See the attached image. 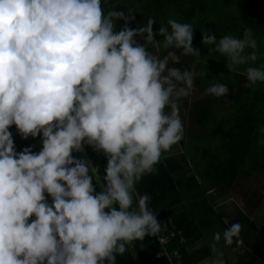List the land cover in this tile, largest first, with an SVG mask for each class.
I'll use <instances>...</instances> for the list:
<instances>
[{
    "label": "clouds",
    "instance_id": "clouds-1",
    "mask_svg": "<svg viewBox=\"0 0 264 264\" xmlns=\"http://www.w3.org/2000/svg\"><path fill=\"white\" fill-rule=\"evenodd\" d=\"M106 3L0 0V264H117L134 241L161 232L137 185L184 138L174 95L190 97L207 72L170 66L200 61L191 23L170 17L154 30L149 17L133 28L132 9ZM201 43L245 87L264 83L251 28L238 37L201 31ZM153 44L180 55L157 56ZM204 92L219 98L229 87ZM17 135L37 142L18 150ZM88 148L106 161L103 174ZM241 230L234 222L213 233L210 264H223L221 238L243 244Z\"/></svg>",
    "mask_w": 264,
    "mask_h": 264
},
{
    "label": "trees",
    "instance_id": "trees-1",
    "mask_svg": "<svg viewBox=\"0 0 264 264\" xmlns=\"http://www.w3.org/2000/svg\"><path fill=\"white\" fill-rule=\"evenodd\" d=\"M113 4L125 11L132 9L135 12L136 19L131 22L133 28L137 24H146L149 17L157 20L154 30L158 29L159 22H166L170 17L191 23L195 29L193 45L200 49L201 55L208 53V49L204 51L200 48L203 45L201 31H205L208 26L214 7L221 13L217 38L226 34L241 36L245 27L251 28L256 34H259L260 29L264 30V0H107L105 10ZM228 8H234V12L225 15ZM123 23L122 20L117 21V29ZM157 40H162V37H157ZM148 48L160 57L166 51L162 47L157 50L155 44ZM170 51H176L177 55L181 52L175 49ZM181 60L185 64L190 62L185 68L194 67L198 73V65L204 62L200 59L199 63H194L195 57L191 56H183ZM215 62L217 68L214 69L217 71L195 80L194 87L204 97L190 102V118L196 121L202 134L186 140L185 128L180 145L185 148L190 145L182 158L165 154L166 158L157 165L158 173L146 175L137 185L139 192L151 196L149 207L157 213V219L161 222L160 234L168 232L174 225L186 237L185 245L180 246L177 240H173L164 246L169 253L180 247L183 264H200L207 259H214V253L209 248L215 233L214 226L223 230L227 228L214 211L215 199L231 188L238 175L250 178L256 171H264V133L260 131L264 128V83L245 87L246 77L230 72L225 66V57L219 56ZM208 82L227 84L229 93L219 98L206 95L204 89L209 86ZM215 102L221 104L219 114ZM13 132L15 134L14 128ZM15 142L19 150L37 141L31 138L25 141L17 135ZM87 152L96 160L103 174L106 161L102 157L98 158L90 148ZM250 154L256 156L247 165ZM209 214L215 215V219L204 222ZM260 232L264 238V225ZM248 246L246 244L242 248L243 254L237 263L264 264V240L256 255L248 251ZM219 247H225L223 240ZM239 247L236 248L241 250ZM162 249L163 245L157 236H146L143 241H134L124 256H117V264H168L160 255ZM230 262L226 258V264Z\"/></svg>",
    "mask_w": 264,
    "mask_h": 264
},
{
    "label": "crops",
    "instance_id": "crops-1",
    "mask_svg": "<svg viewBox=\"0 0 264 264\" xmlns=\"http://www.w3.org/2000/svg\"><path fill=\"white\" fill-rule=\"evenodd\" d=\"M186 152V148L182 145L174 146L171 156L176 158H182ZM264 171L258 170L254 172L250 178H245L243 175H238L234 184L230 190L237 193L233 196V193L227 194L225 197L221 196L214 201V211L217 213L225 227L229 226V223L240 222L242 230L240 233L243 239V244L238 250L236 245L219 247L223 238H221L218 248L222 251L223 255L220 259L223 264H226V258L231 264H239V260L243 254L242 248L248 244V251L253 255H256L261 250L263 244V236L261 235V228L264 225ZM212 194L215 195L213 191ZM235 197V198H234ZM212 215V214H211ZM206 216L204 222H208L211 219H215V215ZM211 216V217H210ZM225 219L228 224H225ZM223 233V229L219 226H214V232ZM234 248V249H233ZM216 258L214 254V259ZM212 259H207L200 264H210ZM263 263V261H261Z\"/></svg>",
    "mask_w": 264,
    "mask_h": 264
},
{
    "label": "rangeland",
    "instance_id": "rangeland-1",
    "mask_svg": "<svg viewBox=\"0 0 264 264\" xmlns=\"http://www.w3.org/2000/svg\"><path fill=\"white\" fill-rule=\"evenodd\" d=\"M236 10V9H235ZM234 12V8L232 9H227V11L225 12V15L227 14H232ZM219 15H221V13H219L218 10H216V7L213 8V15L209 18V22L207 23V27L205 28V30H211L214 31L215 34H217V26L219 25ZM263 31V32H261ZM254 37L257 40V44H258V52L260 54V59L256 62L257 65L264 63V30H259V34L253 33ZM196 46V45H193ZM199 47V46H197ZM202 49H204V51H207L208 47L205 45H202V47H200ZM170 51V49H169ZM250 51V50H248ZM167 55V50L164 53V56ZM220 55L218 53H213L212 55H209L208 53H203L200 57V59L204 62H201L198 65L199 71L200 72H207V75L211 74L213 71H217L216 66V62L215 60H217V58ZM183 56H181L182 59ZM208 63H205V62ZM190 62H188L187 64L184 63L183 60H180V64L178 65H172L170 62V66H175V67H181V68H185ZM244 67L246 66H240L241 72L243 71ZM217 75H219V73L217 72ZM206 80L203 81V84H205ZM210 82L207 83V85H209ZM203 94L198 91L195 87L193 92L191 93L190 97H177L174 95L173 99L178 100V103L180 105V114H181V118L184 121V126L187 129V136H186V140H191V139H195L196 136L201 135L202 132L200 130V128L198 127V125L196 124V121H194L193 119L190 118L191 115V107H190V102L198 100L200 98H203ZM188 102V104H187ZM214 102V101H213ZM219 106L221 107V104L215 102V107L217 110V113L219 114L220 110L218 109ZM189 145H187V149H189ZM256 156V155H255ZM254 154H250L249 157L247 158V165L250 164V161L252 158H255ZM263 173V172H262ZM264 174V173H263ZM233 193V196H236L237 193H235L233 190H228L224 193V197L227 194H231ZM235 198V197H234Z\"/></svg>",
    "mask_w": 264,
    "mask_h": 264
},
{
    "label": "built area",
    "instance_id": "built-area-1",
    "mask_svg": "<svg viewBox=\"0 0 264 264\" xmlns=\"http://www.w3.org/2000/svg\"><path fill=\"white\" fill-rule=\"evenodd\" d=\"M157 237L160 244L163 245V249L160 254L161 257L166 260L168 264H183V255L180 252V247L172 249L170 253L164 247L168 244V242H171L173 240H177L180 246L185 245L187 239L182 234V231L178 230L176 226L171 225L168 232L163 234L159 233Z\"/></svg>",
    "mask_w": 264,
    "mask_h": 264
}]
</instances>
